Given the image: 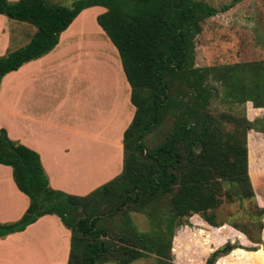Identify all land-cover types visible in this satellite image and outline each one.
<instances>
[{"label":"trees","instance_id":"16d2710c","mask_svg":"<svg viewBox=\"0 0 264 264\" xmlns=\"http://www.w3.org/2000/svg\"><path fill=\"white\" fill-rule=\"evenodd\" d=\"M239 1L215 9L196 0H72L69 6L0 0V15L34 28L26 45L0 57V82L52 51L81 11L100 6L105 11L96 22L118 52L135 108L123 135L121 173L86 196L52 189L39 155L0 129V165L11 168L14 184L29 200L18 221L0 223V238L55 215L71 234L67 264H134L149 258L173 264L176 230L198 215L211 227L232 226L264 251L260 237L218 221L216 213L224 200L254 202L246 138L251 130L264 133V118L248 121L211 112L220 97L231 105L251 102L264 108V62L194 64L202 23ZM154 133L158 142L148 147L145 137ZM255 209L249 219L259 222L264 209ZM132 214L146 219V230L138 229ZM235 249L256 252L258 247L226 242L205 264Z\"/></svg>","mask_w":264,"mask_h":264},{"label":"crops","instance_id":"0c3cea01","mask_svg":"<svg viewBox=\"0 0 264 264\" xmlns=\"http://www.w3.org/2000/svg\"><path fill=\"white\" fill-rule=\"evenodd\" d=\"M54 1L69 6L72 0ZM104 11L100 6L81 11L52 51L0 82V129L39 155L52 189L74 196H86L121 173L123 135L135 113L118 52L96 22ZM33 33V27L0 15V57L26 45ZM246 105L248 121L264 118V108ZM255 134L264 147V133H247L248 173ZM28 205L11 168L0 165V223L18 221ZM183 228L176 230L173 244ZM70 239L57 216H42L0 238V264H67Z\"/></svg>","mask_w":264,"mask_h":264},{"label":"rangeland","instance_id":"374dc122","mask_svg":"<svg viewBox=\"0 0 264 264\" xmlns=\"http://www.w3.org/2000/svg\"><path fill=\"white\" fill-rule=\"evenodd\" d=\"M68 3V0H58ZM219 9L228 5L232 0H196ZM28 32V31H27ZM195 49V67H212L232 65L245 62H264V0H240L224 13L206 19L202 23V31L197 36ZM103 50V49H97ZM106 57V55H104ZM13 112V110H11ZM211 112L215 115L225 113L228 116L243 117L247 105H231L221 97L212 102ZM6 115H13L6 113ZM227 122V121H224ZM230 125L227 124V127ZM258 136V137H257ZM259 135H252L250 142L253 175L249 174L255 194L254 202L224 200L217 210L218 221L234 224L249 233L253 238L260 237L264 241V218L259 222L250 221V216H256L255 205L264 209V147L257 142ZM158 142L156 134H148L145 143L152 147ZM261 151V152H260ZM248 152V149H247ZM262 155H261V154ZM139 230L147 229L146 219L142 215L132 214ZM200 219L189 218V226L181 229L172 243L173 264H205L206 259L216 249L226 242L245 247H258L256 252H246L235 249L230 254L217 260L215 264H264L262 246L252 244L246 235L232 226L225 224L220 228H208L198 223ZM262 225V229L259 227ZM178 230V229H177ZM239 234L240 238L237 237ZM112 264V263H106ZM134 264H156L154 258L140 260Z\"/></svg>","mask_w":264,"mask_h":264}]
</instances>
